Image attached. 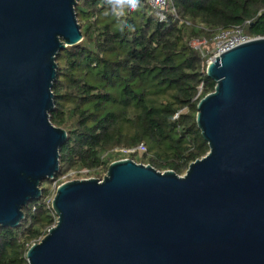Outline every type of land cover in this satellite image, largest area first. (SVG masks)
I'll use <instances>...</instances> for the list:
<instances>
[{
    "label": "water",
    "instance_id": "95a60500",
    "mask_svg": "<svg viewBox=\"0 0 264 264\" xmlns=\"http://www.w3.org/2000/svg\"><path fill=\"white\" fill-rule=\"evenodd\" d=\"M80 0H0V227H16L67 139L49 119ZM145 0H139L142 2ZM197 104L208 152L183 175L130 159L59 185L28 264H264V37L214 58Z\"/></svg>",
    "mask_w": 264,
    "mask_h": 264
},
{
    "label": "trees",
    "instance_id": "16d2710c",
    "mask_svg": "<svg viewBox=\"0 0 264 264\" xmlns=\"http://www.w3.org/2000/svg\"><path fill=\"white\" fill-rule=\"evenodd\" d=\"M170 7L176 17L159 21L146 1L124 17L108 15L104 0L75 5L82 39L58 53L51 90L50 122L67 134L59 170L41 182L18 226L0 227V264H26L28 248L55 224L51 196L67 173L101 180L112 162L127 158L183 175L208 152L196 113L215 86L204 73L213 39L234 27L264 37V0H170ZM125 21L133 30L121 31ZM193 41L202 43L194 48ZM140 144L145 152H114Z\"/></svg>",
    "mask_w": 264,
    "mask_h": 264
},
{
    "label": "built area",
    "instance_id": "2783aa9c",
    "mask_svg": "<svg viewBox=\"0 0 264 264\" xmlns=\"http://www.w3.org/2000/svg\"><path fill=\"white\" fill-rule=\"evenodd\" d=\"M150 8L156 13V16L159 21H164L166 15L170 13L172 16L176 17L175 11L170 7V0H145ZM250 38L246 37L243 33V30L239 27H234L230 29L219 30L213 39V49L210 56L205 62V69L207 65L216 57H219L222 53L226 52L229 49H232L238 45H241L247 42ZM191 46H195V41L191 42ZM146 148L143 144L138 145L135 148H115L114 152L121 153L125 155L134 154L136 152L142 153L145 152ZM26 264L27 261H26Z\"/></svg>",
    "mask_w": 264,
    "mask_h": 264
},
{
    "label": "clouds",
    "instance_id": "9594fccd",
    "mask_svg": "<svg viewBox=\"0 0 264 264\" xmlns=\"http://www.w3.org/2000/svg\"><path fill=\"white\" fill-rule=\"evenodd\" d=\"M139 4V0H104V11L112 17H124L133 12ZM127 28L133 30L134 26L126 21L121 25V31Z\"/></svg>",
    "mask_w": 264,
    "mask_h": 264
},
{
    "label": "rangeland",
    "instance_id": "374dc122",
    "mask_svg": "<svg viewBox=\"0 0 264 264\" xmlns=\"http://www.w3.org/2000/svg\"><path fill=\"white\" fill-rule=\"evenodd\" d=\"M202 42H196L195 41V46H199L201 45ZM212 44H206V45H202V48L205 50V51H210L211 48H212ZM123 159H127V158H123ZM91 178V177H90ZM88 177H86V172L83 171L81 174L77 175V174H74L73 172H69L67 173L63 178H62V184L63 183H66L68 181H75V180H84V179H90ZM56 186L55 183L51 184V189L54 188ZM55 194V193H54ZM54 194L51 196V201H52V198L54 196ZM51 203V202H50Z\"/></svg>",
    "mask_w": 264,
    "mask_h": 264
}]
</instances>
